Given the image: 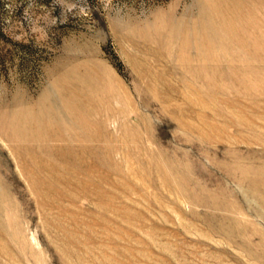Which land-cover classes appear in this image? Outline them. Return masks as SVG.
I'll return each instance as SVG.
<instances>
[{"label": "rangeland", "instance_id": "1", "mask_svg": "<svg viewBox=\"0 0 264 264\" xmlns=\"http://www.w3.org/2000/svg\"><path fill=\"white\" fill-rule=\"evenodd\" d=\"M0 264H264V0H0Z\"/></svg>", "mask_w": 264, "mask_h": 264}, {"label": "bare ground", "instance_id": "2", "mask_svg": "<svg viewBox=\"0 0 264 264\" xmlns=\"http://www.w3.org/2000/svg\"><path fill=\"white\" fill-rule=\"evenodd\" d=\"M128 119V118H127ZM130 122V121H129ZM76 124V123H75ZM127 124V123H126ZM125 126V125H124ZM89 128V127H88ZM97 129V128H96ZM105 132V131H104ZM70 134H73V133H70ZM69 136V135H68ZM67 136V137H68ZM67 139V138H66ZM112 140V139H111ZM88 142V141H87ZM121 144V143H120ZM79 148V147H78ZM100 152V151H99ZM128 153V152H127ZM132 155V154H131ZM87 156V155H86ZM117 157H119V156H117ZM106 160V159H105ZM70 161V160H69ZM123 162V161H122ZM89 164V163H88ZM117 164V163H116ZM72 166H73V163H72ZM95 166V165H94ZM96 167V166H95ZM79 169V168H78ZM122 169V168H121ZM53 170V169H52ZM51 170V171H52ZM66 170V169H65ZM77 171V170H76ZM121 172H123V171H121ZM60 173V172H59ZM97 174V173H96ZM97 176V175H96ZM59 178V177H58ZM71 178V177H70ZM84 178V177H83ZM105 178V177H104ZM77 179H79V178H77ZM83 180V179H82ZM87 181V180H86ZM82 185V184H81ZM72 187V186H71ZM83 187V186H82ZM132 188V187H131ZM73 189V188H72ZM86 189V188H85ZM76 190V189H75ZM88 192V191H87ZM105 192V191H104ZM128 199V198H127ZM58 205V204H57ZM56 216V215H55ZM62 217H63V215H62ZM81 218V217H80ZM59 219V218H58ZM67 219V218H66ZM67 221V220H66ZM85 224V223H84ZM89 226V225H88ZM89 229V228H88Z\"/></svg>", "mask_w": 264, "mask_h": 264}]
</instances>
